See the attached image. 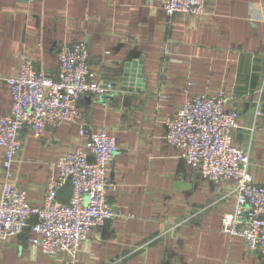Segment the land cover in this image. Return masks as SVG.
Returning a JSON list of instances; mask_svg holds the SVG:
<instances>
[{
	"label": "crops",
	"instance_id": "1",
	"mask_svg": "<svg viewBox=\"0 0 264 264\" xmlns=\"http://www.w3.org/2000/svg\"><path fill=\"white\" fill-rule=\"evenodd\" d=\"M79 43L89 47L91 81L112 82L113 91L84 96L80 121L38 139L24 128L12 169L40 206L60 157L99 131L117 138L107 172L116 217L93 229L73 264H262L244 238L222 230L235 185L204 179L166 136L187 100L223 92L226 109L239 114L233 145L248 150L254 182L264 186V0H208L200 16L173 17L160 0H0V118L12 109L7 80L22 58L54 76L60 48ZM127 70L136 76L125 85ZM3 159L0 148V202ZM35 237L29 228L0 240V264H72L69 254L35 248Z\"/></svg>",
	"mask_w": 264,
	"mask_h": 264
},
{
	"label": "built area",
	"instance_id": "2",
	"mask_svg": "<svg viewBox=\"0 0 264 264\" xmlns=\"http://www.w3.org/2000/svg\"><path fill=\"white\" fill-rule=\"evenodd\" d=\"M160 1L167 16L173 17L200 16L208 0ZM58 59L57 74L50 76L22 58L18 73L7 80L13 105L10 113L0 118L6 176L0 202V240L17 237L30 228L36 236L32 242L35 248L50 256L69 254L73 264L93 229L116 217L107 200V172L118 151L117 138L99 131L76 152L60 157L55 164L57 175L49 181L40 206L32 205L27 193L12 181L24 128L38 139L47 128L76 123L81 120V98L114 89L107 80L91 81L86 43L62 46ZM226 102L223 92L187 100L168 123L166 140L182 150L188 166L199 170L219 189L226 183L235 185V208L223 216L222 230L244 238L264 264V186L254 182L248 150L233 145L232 134L240 127L239 114L228 111ZM67 188L70 195L63 201L60 193ZM34 218L37 222L31 224Z\"/></svg>",
	"mask_w": 264,
	"mask_h": 264
},
{
	"label": "water",
	"instance_id": "3",
	"mask_svg": "<svg viewBox=\"0 0 264 264\" xmlns=\"http://www.w3.org/2000/svg\"><path fill=\"white\" fill-rule=\"evenodd\" d=\"M135 74L136 72L134 70H127L126 76L124 78V82H125L124 84L126 85L130 82H134L136 76Z\"/></svg>",
	"mask_w": 264,
	"mask_h": 264
}]
</instances>
